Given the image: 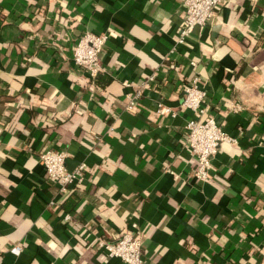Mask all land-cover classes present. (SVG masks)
<instances>
[{"label": "crops", "instance_id": "1", "mask_svg": "<svg viewBox=\"0 0 264 264\" xmlns=\"http://www.w3.org/2000/svg\"><path fill=\"white\" fill-rule=\"evenodd\" d=\"M184 18L185 0H0V264H124L98 242L134 225L143 264H264V0H223L178 43ZM86 32L107 37L96 77L72 60ZM194 78L235 139L205 181L184 142ZM46 150L81 181L61 192Z\"/></svg>", "mask_w": 264, "mask_h": 264}, {"label": "built area", "instance_id": "2", "mask_svg": "<svg viewBox=\"0 0 264 264\" xmlns=\"http://www.w3.org/2000/svg\"><path fill=\"white\" fill-rule=\"evenodd\" d=\"M223 0H185V18L178 28L177 42L182 43L197 26H204L208 19L215 16ZM107 41L104 34L84 33L77 41L72 53L73 62L86 71L91 77H96L104 72L99 54ZM193 64V63H192ZM129 85V84H126ZM143 83L132 93L125 95L126 109L135 110L137 99L142 93ZM205 91L194 78L184 88V96L181 105L193 113V118L185 125L184 142L188 147L193 163L194 175L199 181H205L211 169L212 158L218 151L221 143H234L235 139L226 134L216 124L213 117L206 116ZM233 110H236L233 108ZM169 109L158 104L156 113L163 115ZM39 160L44 167L46 176L54 180L61 192L82 179L83 165L73 170L66 168V153L64 151L46 150L39 155ZM70 216L66 214L65 220ZM132 231H124L114 241H99L98 246L103 247L107 255L119 258L124 264H143L141 255V239L136 231V225ZM12 251L18 253L19 246Z\"/></svg>", "mask_w": 264, "mask_h": 264}]
</instances>
